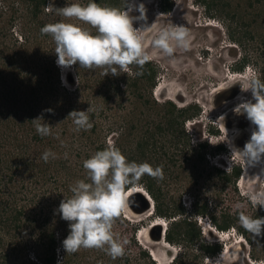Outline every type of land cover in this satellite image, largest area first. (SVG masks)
I'll return each mask as SVG.
<instances>
[{"label":"trees","instance_id":"16d2710c","mask_svg":"<svg viewBox=\"0 0 264 264\" xmlns=\"http://www.w3.org/2000/svg\"><path fill=\"white\" fill-rule=\"evenodd\" d=\"M88 2L82 0L81 4ZM95 2L122 10L125 7V0ZM210 2L203 0L204 8ZM49 3L62 7L58 0H0V264H10L12 254H16L17 264H160L137 239L139 224L124 213L113 225L114 235L129 241L123 257L113 260L97 249H81L67 255L62 241L69 234V226L57 210L61 200L72 196L70 186L78 180L88 182L83 162L109 144L117 147L129 162L162 166L169 176L181 175L179 167L193 176L197 172L199 175L196 169L209 149L205 142L194 144L185 124L199 120L202 108L196 102L178 106L169 99L155 100L152 90L158 67L151 59L140 76L134 75L139 71L135 66L133 74L104 76L101 68L88 70L74 65L76 84L73 89L68 88L61 82L60 67L55 62V43L40 31L45 24L62 19L46 7ZM160 8L169 11L171 4ZM231 15L234 17L235 13ZM226 18H230L229 13L219 15L222 21ZM262 22L264 27V17ZM226 27L229 29V25ZM229 32L238 44L243 36H254L246 28L236 38ZM261 43L264 44V35ZM249 63L246 54L242 55L231 70L244 71ZM258 71L264 80V66ZM93 82L99 87L95 88ZM101 87L103 103H110L115 110L107 121L98 119L102 105L92 101ZM125 100H129L130 107ZM89 107L93 126L77 131L69 113ZM37 117L43 119L38 123L50 125V135L41 137L36 132L33 120ZM208 127L210 133H215L211 123ZM46 150L56 154L47 163L41 158ZM220 150H224L223 146L215 147V151ZM213 169L223 184L238 194L235 184L241 175L240 164L233 163L230 169ZM138 186L153 201L151 219L167 221L164 241L178 248L166 264H204L206 257L221 252V243L203 241L197 216L209 218L217 230L233 228L251 242L250 233L238 222L237 210L217 205L214 210L209 209L207 201L201 203L194 195L187 210L179 197L173 199L148 175ZM46 198L51 199L48 202ZM129 202L140 205L139 195L130 194ZM251 216L264 217V208L252 210ZM27 234L33 236L31 241L23 240Z\"/></svg>","mask_w":264,"mask_h":264},{"label":"rangeland","instance_id":"374dc122","mask_svg":"<svg viewBox=\"0 0 264 264\" xmlns=\"http://www.w3.org/2000/svg\"><path fill=\"white\" fill-rule=\"evenodd\" d=\"M58 1L60 4L62 2L61 6L64 7L71 3L81 4L82 0ZM205 1L212 2L204 8L203 0H127L128 4L134 5L131 11L132 16L139 17L141 15L139 6L143 5L144 7L146 19L135 20L133 26L141 28L139 35L143 39L145 51L158 67V77L152 90V97L157 101L169 99L178 106L190 102L198 103L202 108L199 120H195L196 123L194 120L187 121L185 128L190 133L194 144L205 142L209 149L204 160L196 169L200 172L199 175L197 172V175L193 176L179 167V170H182L181 175L169 176V172L163 168L164 179L158 182L162 189L168 190L173 199L179 197L181 205L187 210H189V201L194 195L201 203L207 201L209 209L213 210L217 205V207H229L230 211H234L236 210L235 205L242 203L245 205L242 210L251 216L252 210L256 208L248 202L247 194L249 191H264V171H262L264 162L250 167L246 173L241 169L242 175L235 184L238 194L232 192L230 185L223 184L222 180L215 175L213 167L230 169L223 158L230 164H244L237 152L232 153V148L243 149L255 126L249 127L246 115L237 114L234 112V108L238 104L252 99L251 92H242L241 86L247 87L248 77L254 71L260 76L258 68L264 66V44L261 43V37L264 35L262 26L264 0ZM168 4H171L169 11H163L160 8ZM226 13H229L230 18H226L224 21L220 20L219 15L223 16ZM234 13L235 16L232 17L231 14ZM66 22L78 23V21ZM242 22L245 23L244 26L240 24ZM172 25L186 27L191 43L187 51L178 49L174 57L169 58L163 55L160 50L155 49L152 42L162 28ZM226 25H229V29ZM245 28L252 31L254 36L253 38L243 36L244 38H240L241 44H238L231 38L229 30L234 33L233 37L236 38ZM245 54L250 63L245 66L244 71L233 72L231 65ZM60 71L66 81V84L63 83L73 89L76 84L73 67L68 69L60 67ZM99 85L95 83V88H98ZM101 92L102 87L98 92L101 95L97 93L92 101L95 100L102 105V111L100 114L97 113L98 119L107 121L110 114L115 113V110L110 108V103H103ZM125 104L130 107L129 100H125ZM209 123L215 133L208 131ZM110 136H108L109 142H111ZM220 145L224 150L215 151V147ZM136 187L140 188L142 193L143 191L144 194L147 193L138 185ZM138 195L141 204L134 205L129 202V206L124 209L123 213L139 224L138 240L149 251H152L160 264H166L178 248L174 245L168 244V246L167 242L159 237L162 226L153 222L154 219H151L148 211L149 207H145L144 200L140 194ZM49 199L45 200L49 202ZM203 217L206 218V221L202 219L203 224H199L196 220L203 241L221 243L224 251L231 248L228 255L225 257L222 255L220 264H264V235L254 237L250 233L251 242H249L240 234L242 241L234 242L231 238L226 239L225 233L214 234L209 231L204 223L211 224V222L206 216ZM211 226L214 227L213 224ZM32 239V235L23 236V240L26 242ZM221 252L214 257H206L204 264H210V261L215 264V261L220 258ZM13 259L14 262L11 263ZM15 259H17L16 254H12L8 262L17 264L18 261Z\"/></svg>","mask_w":264,"mask_h":264},{"label":"clouds","instance_id":"9594fccd","mask_svg":"<svg viewBox=\"0 0 264 264\" xmlns=\"http://www.w3.org/2000/svg\"><path fill=\"white\" fill-rule=\"evenodd\" d=\"M46 7L62 18L55 23L45 24L40 30L42 35H48L54 41L56 63L59 67L68 69L78 64L80 68L88 70L101 68L104 70L102 73L104 76H119L121 73L133 74L132 67L135 66L139 71L134 75H143V68L150 61V55L145 51L143 39L139 35L141 28L133 26L135 20L146 19L143 5L139 6L141 12L139 17L131 15L134 5L128 4L127 0L123 10L118 7L102 6L95 0H89L85 5L71 3L57 8L54 3H49ZM190 43L187 28L172 25L162 28L153 39L152 45L163 55L173 58L178 49L187 51ZM61 82L66 84L62 76ZM241 91H250L252 99L238 104L234 112L246 115L249 127L255 126L243 149L232 148V153L237 152L243 159L244 164L240 165L243 170L244 167H255L264 162V80H261L254 71L248 77L247 87L241 86ZM47 111L50 112L51 109ZM89 111L90 107L85 111L74 110L69 113L68 117L72 118L77 131L92 128ZM41 120L42 117L33 120L36 132L41 137L50 135V125L38 123ZM41 158L47 163L50 158L55 159L56 154L46 150ZM223 160L226 165H232L225 158ZM83 168L88 182L78 180L70 186L72 196L61 200L57 210L61 219L67 221L69 226V234L62 241L63 249L67 255L75 254L81 249H97L105 251L113 260L121 258L125 255L129 241L116 237L113 225L129 206L130 194L141 179L148 175L162 181L163 168L153 167L147 162H129L113 144L86 159ZM247 200L256 209L264 208V191H249ZM152 206L153 203L150 202L148 209L150 215ZM244 207L242 203L235 205L240 226L254 237L264 235V217L253 218L242 210ZM196 219L199 224H203L202 219L206 221L203 216H197ZM153 222L160 223L157 225L162 226L163 234L166 220L157 217ZM204 224L214 234L225 233L226 239L231 238L234 242L241 239V235L233 228L220 231L208 222ZM139 232L140 230L137 234ZM149 252L157 261L152 251ZM222 252L215 264H220Z\"/></svg>","mask_w":264,"mask_h":264},{"label":"bare ground","instance_id":"6f19581e","mask_svg":"<svg viewBox=\"0 0 264 264\" xmlns=\"http://www.w3.org/2000/svg\"><path fill=\"white\" fill-rule=\"evenodd\" d=\"M237 77V76H236ZM250 167H247V168H243V170H244V172L246 173V171H248V169H249ZM243 178V177H242ZM134 192H137V193H142V190L140 189V188H138V187H134V190L132 191V193H134ZM131 193V194H132ZM143 195H144V191H143ZM146 196L148 197V199L150 200V202H152V199L150 198V196H148V194L146 193ZM156 224H159V222H157ZM164 234V233H163ZM164 240V239H163ZM167 245H168V243H166ZM169 246V245H168ZM230 250H231V248L230 249H227L226 251H224L223 252V257H225L226 255H228L229 253H230Z\"/></svg>","mask_w":264,"mask_h":264},{"label":"water","instance_id":"95a60500","mask_svg":"<svg viewBox=\"0 0 264 264\" xmlns=\"http://www.w3.org/2000/svg\"><path fill=\"white\" fill-rule=\"evenodd\" d=\"M138 194H140L141 197H142V199L144 200L145 207H150V201H149V199L147 198V196H146L145 194L143 195V193H138ZM162 236H163V234H162V230H160V235H159V237L162 238Z\"/></svg>","mask_w":264,"mask_h":264}]
</instances>
